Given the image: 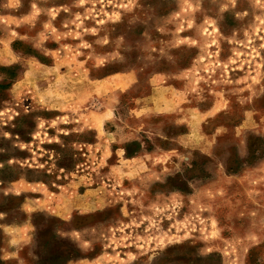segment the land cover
<instances>
[{
	"label": "rangeland",
	"instance_id": "374dc122",
	"mask_svg": "<svg viewBox=\"0 0 264 264\" xmlns=\"http://www.w3.org/2000/svg\"><path fill=\"white\" fill-rule=\"evenodd\" d=\"M0 264H264V0H0Z\"/></svg>",
	"mask_w": 264,
	"mask_h": 264
}]
</instances>
